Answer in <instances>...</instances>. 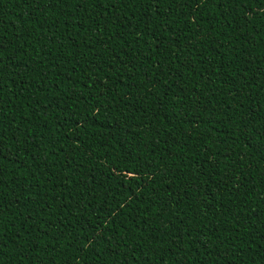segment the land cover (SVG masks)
I'll use <instances>...</instances> for the list:
<instances>
[{"label": "trees", "instance_id": "1", "mask_svg": "<svg viewBox=\"0 0 264 264\" xmlns=\"http://www.w3.org/2000/svg\"><path fill=\"white\" fill-rule=\"evenodd\" d=\"M0 264H264V0H0Z\"/></svg>", "mask_w": 264, "mask_h": 264}]
</instances>
